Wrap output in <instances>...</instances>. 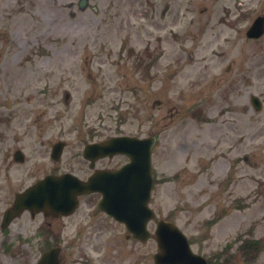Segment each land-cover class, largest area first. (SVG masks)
I'll use <instances>...</instances> for the list:
<instances>
[{"label": "rangeland", "instance_id": "obj_1", "mask_svg": "<svg viewBox=\"0 0 264 264\" xmlns=\"http://www.w3.org/2000/svg\"><path fill=\"white\" fill-rule=\"evenodd\" d=\"M78 2L0 0V211L6 184L82 174L84 143L152 135L149 241L94 222L73 261L153 264L155 221L165 219L213 264H264V36L245 38L264 0ZM17 149L22 164L11 161ZM2 237L0 264H19Z\"/></svg>", "mask_w": 264, "mask_h": 264}, {"label": "water", "instance_id": "obj_2", "mask_svg": "<svg viewBox=\"0 0 264 264\" xmlns=\"http://www.w3.org/2000/svg\"><path fill=\"white\" fill-rule=\"evenodd\" d=\"M85 2L82 0L80 5L83 6ZM263 24V19L256 20L248 30L247 36L250 38L260 37L263 33ZM62 146L61 143H58L54 147L53 158L59 157ZM152 146V138L138 140L128 137L112 139L105 144L90 146L94 156L121 151L130 157L131 163L126 168L116 174H105L98 178L97 182H100V188L105 194L101 208L117 220L125 223L128 230L142 240L148 236L145 231V224L148 219L153 217L151 211L146 207L151 187L149 161ZM45 180L44 183L47 184L48 182V186H54L50 190L51 203L54 207H59L64 203L62 198L87 188V185L78 183L75 178L69 175L56 179H49L48 177ZM72 181L75 184L69 185V182ZM112 183H115L117 188L122 187L123 197H111V191L106 185ZM92 187L94 188V185ZM156 237L161 251L154 256L156 264H206L204 259L191 253L186 239L172 224L160 221L157 225ZM40 264H47V262L42 260Z\"/></svg>", "mask_w": 264, "mask_h": 264}, {"label": "flooded vegetation", "instance_id": "obj_3", "mask_svg": "<svg viewBox=\"0 0 264 264\" xmlns=\"http://www.w3.org/2000/svg\"><path fill=\"white\" fill-rule=\"evenodd\" d=\"M99 195L90 194L83 195L78 198L79 205L77 209L70 215L55 216L50 210L45 212H21L16 219H21L19 224L18 238L21 245H19L18 262L19 264H35L39 259L42 249L55 247L57 242L67 243L64 248H69L73 242L68 240L65 236L59 235L56 231V222L62 219H73L78 217V221L86 224L90 219H93L97 214L104 220H111L108 216L99 212L96 208L95 199H98ZM85 199V202L83 200ZM93 220L90 222L92 226ZM44 227L43 231L41 227ZM47 226L48 228H46ZM52 227V229L50 228ZM70 238V237H68ZM49 245V247H48ZM62 252V253H61ZM60 263L67 264L66 255L64 251L60 250Z\"/></svg>", "mask_w": 264, "mask_h": 264}]
</instances>
